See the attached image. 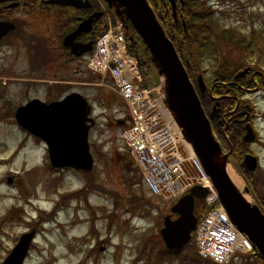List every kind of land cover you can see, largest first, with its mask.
<instances>
[{"label":"rangeland","instance_id":"rangeland-1","mask_svg":"<svg viewBox=\"0 0 264 264\" xmlns=\"http://www.w3.org/2000/svg\"><path fill=\"white\" fill-rule=\"evenodd\" d=\"M209 1L218 12L217 20L220 24L246 32L253 29L264 31V0ZM20 48L17 51L18 62L22 64L26 52L22 46ZM10 54L12 52L8 55L5 48L0 52V57L8 61ZM53 72L51 70L46 76H33L47 80L91 81L85 75L64 73V69L58 73ZM94 83L71 86L81 91L93 105L97 126L91 132L90 143L96 162L91 173L96 181L112 193L93 192L87 196L88 200L80 198L67 205L63 203L61 206H66L55 221L39 225L40 233L25 264H205V261L202 263L194 259L198 256L193 252V246L179 255L160 253L163 246L158 236V227H163V217L169 214L170 204L154 200L155 208L141 206L135 209L134 203L126 201L133 197H152L153 193L143 180L139 177L134 179L128 172L126 155L130 152L121 140V132L125 128L117 126V119L126 110L113 103L114 95L111 92ZM38 87L35 86L32 93L41 98L46 97L45 91ZM253 91L246 99L255 108L258 137L264 139V90ZM33 141L13 118L0 123V216H5L17 204L24 210L29 221L34 222L39 219V209L50 213L61 195L77 192L86 183L83 174L50 170L46 166L49 160L45 148ZM255 149L264 171V149ZM9 176L14 178L11 184L7 182ZM240 180L243 187L244 182ZM115 203L119 205L117 208ZM94 212L98 216L96 228L99 238L95 237L91 227ZM114 212L116 217L110 225L108 215ZM0 227L4 231H0L1 264L14 247L15 239L31 229L25 223L8 226L0 224ZM145 247L146 251L141 256ZM100 248L105 250L100 251ZM233 264L263 263L255 258H238Z\"/></svg>","mask_w":264,"mask_h":264},{"label":"water","instance_id":"water-1","mask_svg":"<svg viewBox=\"0 0 264 264\" xmlns=\"http://www.w3.org/2000/svg\"><path fill=\"white\" fill-rule=\"evenodd\" d=\"M2 1L0 0V2ZM87 1L84 3L80 0H49L48 3L75 4L78 7H86L89 6ZM106 1L110 6L115 4L124 9L127 19L132 22L154 60L162 68L159 73L168 77L166 89L168 101L177 111L185 133L193 142L211 176L222 203L233 222L250 237L264 257V214L257 206L248 203L230 180L225 170L226 161H220V145L212 135L210 121L204 114L201 102L173 43L166 36L152 7L147 0ZM172 2L175 9V0ZM91 23V19L83 22L80 29L65 39V44H73L79 32L85 26H91ZM13 28L14 25L10 22H0V37ZM247 71L248 69L243 71L240 76L245 75ZM159 82L160 79L157 78L156 85ZM199 83L201 91L204 93L205 84L202 77H200ZM89 113L90 108L86 99L74 93L62 101L50 104L43 103L38 99L33 100L19 108L17 118L23 128L48 143L53 166L91 170L94 161L88 141ZM246 129L248 132L245 140H254L255 134L252 128L248 126ZM245 164L248 170H254L257 160L248 155ZM207 193L206 188L196 186L172 207V212L179 216L176 220L166 217L165 228L161 231L169 249H182L191 239V233L196 229L198 222V218L194 214L195 200L196 198L203 199ZM34 236L35 231L23 234L3 264H23Z\"/></svg>","mask_w":264,"mask_h":264},{"label":"bare ground","instance_id":"bare-ground-1","mask_svg":"<svg viewBox=\"0 0 264 264\" xmlns=\"http://www.w3.org/2000/svg\"><path fill=\"white\" fill-rule=\"evenodd\" d=\"M125 38L126 40L122 43L124 46L122 49L110 46L108 39L104 38V45L99 46V50H101L96 53V67L98 69L104 67L106 59L110 60V57H118L121 52L125 55L133 56L136 61L140 62L139 68H144L142 71L133 70L130 72L128 68L120 65L122 61L120 58L115 62L108 63V67L117 66L110 77V81L97 85L99 88L104 87L109 93L111 92L114 95L113 103L115 105L123 103L120 105L121 107L128 106L125 113L117 119V126L122 128L135 116L138 142L136 140L133 142H135V146H140L145 155L150 157L148 158L150 164L158 166L157 170H155L157 176L162 177L164 170L166 172L164 166L170 168L171 163L174 166L175 162V165L180 169H192L198 176H204L207 173L196 150L192 145L190 147L181 145L186 138V134L183 131L184 127L180 122L177 111L168 101V95L166 102H160L155 98L159 91H166L168 77L159 73L162 68L154 60L151 52L142 45L141 39L135 33H126ZM79 48L83 49V45H79ZM157 78L160 79L158 85L155 83ZM72 84L81 85L80 82H69L67 84L68 96L77 93L86 98L81 91L73 89ZM201 106L205 112L203 101H201ZM141 118H144V120H141ZM155 118L163 119L157 120ZM154 120L156 121L155 127L152 129L148 128L147 124ZM139 124L142 125L139 127ZM96 126L91 125L93 129ZM141 150L133 151L139 152ZM142 167L147 169L149 166L147 163H143ZM225 170L237 190L241 191L242 182L232 166L225 165ZM158 189L163 192L164 186L160 185Z\"/></svg>","mask_w":264,"mask_h":264},{"label":"trees","instance_id":"trees-1","mask_svg":"<svg viewBox=\"0 0 264 264\" xmlns=\"http://www.w3.org/2000/svg\"><path fill=\"white\" fill-rule=\"evenodd\" d=\"M45 0H24L25 13L37 9L45 4ZM185 3L178 4L177 13L179 24L177 25L171 8L170 0H149L152 4L158 18L165 27L168 36L174 42L180 56L183 60H189L192 68H200L199 61H211L214 69L218 70L215 76L222 81L232 80L234 70L245 67L248 63H255L264 67V31L253 29L248 34H242L237 28H225L216 20V11L208 6L205 0H184ZM6 14H0L3 18ZM185 22L186 27L183 26ZM192 74L191 69H189ZM249 82L250 81H246ZM226 88H222L221 93H224ZM127 168L129 175L141 177L137 168H133L134 161L131 157H127ZM130 165V166H129ZM134 172L135 174H131ZM87 192L94 190L106 191L101 184L96 182L93 175L87 176ZM249 181L254 185L257 195L264 206V175L255 174L251 178L248 175ZM133 179V181H134ZM143 199V198H142ZM151 205L150 199H143L142 206ZM20 213L16 208L12 209L7 214L6 222L12 223ZM10 220V221H9ZM145 250L143 251L145 253ZM254 256L261 259L258 253ZM262 263L264 260L261 259Z\"/></svg>","mask_w":264,"mask_h":264},{"label":"flooded vegetation","instance_id":"flooded-vegetation-1","mask_svg":"<svg viewBox=\"0 0 264 264\" xmlns=\"http://www.w3.org/2000/svg\"><path fill=\"white\" fill-rule=\"evenodd\" d=\"M93 1H92L93 11H95V10H97V5ZM46 7L57 8V5H51V6L47 5ZM83 17L84 16L82 14L77 13V14L69 15L68 20L69 21L72 20L73 21L72 25H75L76 21L80 20ZM73 18H76L77 20L75 21V19H73ZM101 19H103V18H101ZM32 33H36L39 36V35H43L44 33H46V30L44 29V27H39V28H35ZM95 34H96L95 30L93 31V33H90L87 35L85 34V36L83 35L81 37V41H83V42L93 41L95 39ZM38 36L36 37L37 43H34L35 48H34V52L32 54V58L34 61H36V60L40 61V59L49 55V53H50L49 47L45 46L43 44V42L40 43ZM3 39H5V38H3ZM6 40H7V43H12V41L14 40V37L13 36H7ZM34 53H35V55H34ZM32 58H31V60H32ZM15 61H16V59H12L13 64H15ZM12 63H10L8 69H4V72H7V73L14 72V68H13ZM38 68L39 67L35 66L34 70L36 71V70H38ZM257 75H258V73H255V72L250 73V76H252V78H254ZM31 87H32V85L30 83H24V84H19V85H12V86H9L8 84H4V86L0 85V100H1V102H0V120H4V119L8 120L10 118L15 117L16 108L18 106L22 105L23 103H26L30 99L29 90L31 89ZM243 89L249 90L247 87H244ZM211 93H213V90L211 91ZM10 96L16 97L18 100L16 102L10 101ZM211 98L214 99L216 97L214 95H212ZM220 103L222 105L221 106L222 111L219 113L218 120L213 121V126L216 128L217 131H220V129L217 128L216 124H218V125H219V123L229 124L232 120V122L238 124V126L236 128L239 129V127L243 128L245 126L244 124L247 120H250L249 113L246 110L242 109L241 107H236V108L234 107L231 111H229V109H226V107L224 106V101H220ZM229 137L232 138L233 142L238 141L237 136L234 133H230ZM240 143H242V142L240 141Z\"/></svg>","mask_w":264,"mask_h":264},{"label":"built area","instance_id":"built-area-1","mask_svg":"<svg viewBox=\"0 0 264 264\" xmlns=\"http://www.w3.org/2000/svg\"><path fill=\"white\" fill-rule=\"evenodd\" d=\"M155 119H157V118H155ZM141 120H144V118H141ZM158 120V119H157ZM144 123V122H143ZM142 123V124H143ZM151 123H153V124H155L156 123V121L154 120L153 122H150V123H148L147 124V126H148V128L150 127V125H151ZM142 124H140V125H142ZM136 130L137 129H135V131H134V134H133V137H134V140H136L137 142H138V140H137V136H136ZM133 145H135V142H133ZM136 148H137V150H141V148H140V146L139 147H137V146H135ZM139 153H140V157L142 158V160H143V163H147L148 164V166L149 167H147V170L149 171V173H150V175L152 176V178H153V180H154V182H155V184L159 187L160 185H163L164 186V188H167V189H171L172 188V186H171V177H172V174H171V171H170V169L171 168H169V167H166V166H164V168H166V172H165V170H164V175L162 176V177H159V176H157V174H156V172H155V170H157L156 168L158 167V166H155L154 164H150V161L148 160V158H150L148 155H145L144 154V152L141 150V151H139ZM174 164H176V162L174 163ZM173 165V163H171V165H170V167ZM169 177H168V176Z\"/></svg>","mask_w":264,"mask_h":264}]
</instances>
